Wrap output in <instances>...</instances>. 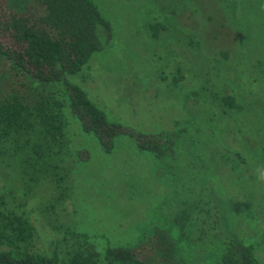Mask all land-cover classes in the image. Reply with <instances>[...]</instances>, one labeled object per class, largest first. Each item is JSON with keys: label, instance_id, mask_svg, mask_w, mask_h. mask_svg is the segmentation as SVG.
<instances>
[{"label": "rangeland", "instance_id": "374dc122", "mask_svg": "<svg viewBox=\"0 0 264 264\" xmlns=\"http://www.w3.org/2000/svg\"><path fill=\"white\" fill-rule=\"evenodd\" d=\"M93 1L111 25V41L68 80L110 123L183 135L174 158L156 159L122 137L105 154L66 113L70 146L89 157L60 162L66 166L58 171L68 174L60 187L46 178L27 197L21 186L10 195L4 177L12 169L0 162V195L32 224L33 251H57L65 261L79 247L68 233L88 235L102 252L137 245L160 228L180 241L184 263L214 264L226 229L185 241L173 218L197 193L241 192L250 197H237L241 220L233 218L232 233L264 264V0ZM155 23L166 29L153 39L148 25ZM227 96L232 109L222 105ZM233 153L243 159L237 170L223 160Z\"/></svg>", "mask_w": 264, "mask_h": 264}, {"label": "trees", "instance_id": "16d2710c", "mask_svg": "<svg viewBox=\"0 0 264 264\" xmlns=\"http://www.w3.org/2000/svg\"><path fill=\"white\" fill-rule=\"evenodd\" d=\"M165 29L161 23L148 25L153 39ZM110 41L111 25L93 0H0V162L12 169L4 177L11 182L6 193L12 195L21 186V194L27 197L46 178L60 187L68 176L58 171L66 166L60 162L87 161L83 156L88 153L73 151L67 140L66 113L82 133L95 137L105 154H111L116 139L122 137L156 159L176 156L182 131L145 134L110 123L88 95L68 80ZM262 79L264 84V74ZM221 101L225 108L236 105L231 96ZM223 160L233 170L243 164L238 153L233 158L224 154ZM70 189L65 188L67 196ZM6 193L0 195V264H186L180 258V241L160 228H153L137 245H108L102 252L88 235L66 232L79 245L67 260H60L57 251L51 256L38 254L33 251L32 224L24 212L11 207ZM196 195L173 218L180 239L203 237L207 230H217L215 236L209 235L216 238L223 226L227 234L214 264H262L253 246L232 233L233 218L241 220L235 212L236 199L248 195Z\"/></svg>", "mask_w": 264, "mask_h": 264}]
</instances>
